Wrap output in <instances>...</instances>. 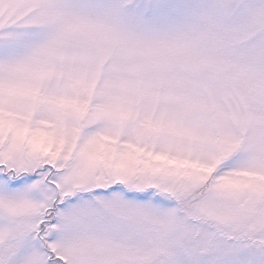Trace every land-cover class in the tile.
I'll return each mask as SVG.
<instances>
[{
	"label": "snow or ice",
	"instance_id": "1",
	"mask_svg": "<svg viewBox=\"0 0 264 264\" xmlns=\"http://www.w3.org/2000/svg\"><path fill=\"white\" fill-rule=\"evenodd\" d=\"M0 264H264V0H0Z\"/></svg>",
	"mask_w": 264,
	"mask_h": 264
}]
</instances>
